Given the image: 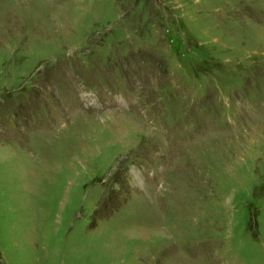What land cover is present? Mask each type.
Wrapping results in <instances>:
<instances>
[{
	"label": "rangeland",
	"instance_id": "rangeland-1",
	"mask_svg": "<svg viewBox=\"0 0 264 264\" xmlns=\"http://www.w3.org/2000/svg\"><path fill=\"white\" fill-rule=\"evenodd\" d=\"M0 264H264V0H0Z\"/></svg>",
	"mask_w": 264,
	"mask_h": 264
}]
</instances>
